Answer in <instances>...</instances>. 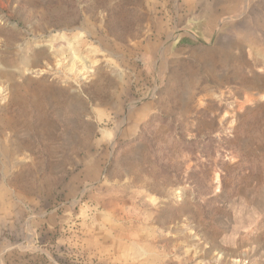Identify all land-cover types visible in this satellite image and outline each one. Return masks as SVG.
Returning a JSON list of instances; mask_svg holds the SVG:
<instances>
[{
    "label": "rangeland",
    "instance_id": "rangeland-1",
    "mask_svg": "<svg viewBox=\"0 0 264 264\" xmlns=\"http://www.w3.org/2000/svg\"><path fill=\"white\" fill-rule=\"evenodd\" d=\"M228 3L0 0V264H264V0Z\"/></svg>",
    "mask_w": 264,
    "mask_h": 264
},
{
    "label": "crops",
    "instance_id": "crops-1",
    "mask_svg": "<svg viewBox=\"0 0 264 264\" xmlns=\"http://www.w3.org/2000/svg\"><path fill=\"white\" fill-rule=\"evenodd\" d=\"M228 3L229 6H233V4L237 7L238 4H237V0H228ZM233 3V4H232ZM226 5H227V2H225L223 4V7L226 8ZM187 11L189 13V15L187 16V19L185 20L184 22V26L185 28L181 31H183V33L185 35H187L190 39H196L198 37H201V36H204V37H212L215 29H214V26H213V22H214V18H215V13L214 11L212 10L211 13L208 11V12H205L204 15L205 16H210V19L209 20H205V22H202V21H197V18H193V9H194V5L193 3L189 2L187 5ZM207 6H213V4L211 5H207ZM191 13V14H190ZM212 16L214 17L212 19ZM221 16V14H220ZM191 53H193V51L191 50ZM252 62V59L250 60Z\"/></svg>",
    "mask_w": 264,
    "mask_h": 264
},
{
    "label": "trees",
    "instance_id": "trees-1",
    "mask_svg": "<svg viewBox=\"0 0 264 264\" xmlns=\"http://www.w3.org/2000/svg\"><path fill=\"white\" fill-rule=\"evenodd\" d=\"M186 142V141H185ZM193 144V143H198L197 141H194L193 139L192 140H190V141H187V144Z\"/></svg>",
    "mask_w": 264,
    "mask_h": 264
},
{
    "label": "bare ground",
    "instance_id": "bare-ground-1",
    "mask_svg": "<svg viewBox=\"0 0 264 264\" xmlns=\"http://www.w3.org/2000/svg\"><path fill=\"white\" fill-rule=\"evenodd\" d=\"M29 70V69H28Z\"/></svg>",
    "mask_w": 264,
    "mask_h": 264
}]
</instances>
